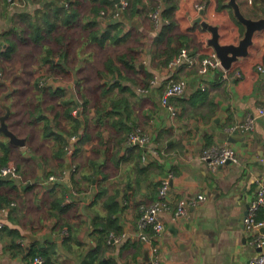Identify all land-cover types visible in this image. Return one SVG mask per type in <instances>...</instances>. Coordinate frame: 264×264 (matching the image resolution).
Instances as JSON below:
<instances>
[{"label": "crops", "instance_id": "obj_1", "mask_svg": "<svg viewBox=\"0 0 264 264\" xmlns=\"http://www.w3.org/2000/svg\"><path fill=\"white\" fill-rule=\"evenodd\" d=\"M156 1L162 6V0ZM57 2L0 0V51L7 53L9 50L8 41L15 31L18 32L15 26L19 18L25 38L31 41V25L43 22L50 12L48 8L55 7ZM76 2L78 0L63 3L69 8ZM227 2L219 7V0H177V25L171 34L174 39L169 42L167 37L164 42L157 43L162 24L157 26L153 21L150 2L145 1V7L139 9L141 12L126 24L121 41L113 45L122 49L119 57L125 56L127 65L119 57L118 60L113 58L121 75H112L108 74L105 61L107 73L101 74L105 81L100 104H93L89 99L78 101L72 96L76 102L73 112L83 121V129L80 137L75 140L69 137L63 144L57 135L66 137V131L72 127L64 116L67 105L63 103L72 99L66 92L77 80L49 81L44 84L43 91L37 92L42 99L36 101L33 116L39 127L41 144L34 145L26 131L20 132L12 126L11 118L17 116L20 80L3 74L10 57L0 54V125L1 116L6 113L5 105H9L10 128L27 139L23 146L10 144L9 137L0 131V156L3 155L1 143L5 142L11 146L7 165L16 164L23 175L20 183L16 180L0 187L10 197L16 194L9 206L0 209V219L3 225L21 231L24 246L36 242L48 247L54 243L57 264H87L99 245L101 252L107 246L100 241L103 239L96 222L101 226L107 214L105 201L117 196L122 209L115 216L122 232L111 233V242L103 257L111 264H151L152 245L158 247L162 264H248L261 251L254 243L258 231L247 230L244 218L259 182L264 180V117H258L250 130H235L234 127L264 105V71L259 70V65L264 66V30L256 32L249 55L234 63L233 68L243 71L242 77L224 78L217 70L203 77L196 68L186 66L174 71L166 69L170 58L166 51L168 42L171 47L181 44L178 35L187 36L186 45L197 55L204 56L214 50L207 43L210 31L195 22L202 10L205 11L204 19L220 26L222 43H238L245 28L233 16ZM238 2L247 16H264V0ZM197 3L203 4L204 9H198ZM116 14L109 18L102 10L94 18L91 11L84 15L91 17L85 29L95 20L97 29L106 32L113 18H117ZM75 23L62 27L70 28ZM86 41L91 40L87 38ZM60 64L71 73L78 70L69 68V63ZM154 77L157 82L152 83ZM181 77L187 79V88L181 96L171 99L176 109L172 114L162 104L161 97L169 79ZM121 85L130 87L132 92L123 91ZM112 87L111 92L104 93ZM143 87L147 91H141ZM49 88L54 97V109L43 103L47 96L44 92ZM59 88L64 89L63 95ZM112 98H118V102H122L120 110L127 109L129 113L110 115V107L103 109L104 103ZM87 101L85 108L83 103ZM97 107L102 108L103 113H99ZM49 121L51 136H47L45 128ZM129 125L134 126L128 130ZM136 127L153 137L149 147L128 143V134ZM213 145H230L239 156V162L229 161L212 171L201 155L205 148ZM68 146L72 147V154L68 153ZM131 147L141 148L142 154H138L139 148L134 154L135 148ZM14 151L20 152V158H14ZM140 157L148 170L138 182ZM51 175L60 178L50 180ZM169 177L171 189L167 196L171 207L160 213L165 229L161 233L146 231L151 241L141 239V209L158 198L162 181ZM14 183H19L18 189L13 187ZM101 188H104L103 193ZM198 193H205V199L197 201ZM57 197L63 198L65 212L51 211V202ZM184 197L191 201L188 212L175 218L178 202ZM6 243V238H0V263H22L9 251L4 252ZM92 264H98V260Z\"/></svg>", "mask_w": 264, "mask_h": 264}, {"label": "trees", "instance_id": "obj_2", "mask_svg": "<svg viewBox=\"0 0 264 264\" xmlns=\"http://www.w3.org/2000/svg\"><path fill=\"white\" fill-rule=\"evenodd\" d=\"M59 1V0H57ZM162 10H161V16H162V27L160 29V32L156 38L157 43H162L165 41L167 37H169V42L172 41L174 38L171 35L172 32L176 28V19H175V11L178 7L177 0H162ZM128 5L120 10V14L117 18H113L114 20L111 22L109 29L106 32H102L97 29L96 27V21L92 20V24L87 25L90 32L89 39L91 41H95L98 45L104 46L108 42L111 43V45H117L122 37L121 34L124 32V28L126 24L131 23L133 18L137 16L141 11L142 7H145L144 0H128ZM224 2V3H223ZM226 0H219V7H222V5L225 4ZM49 5H53V3H50ZM74 5V6H72ZM119 4L118 1L116 0H93V5L91 7L92 12L94 13L96 18L98 15L101 14L102 10L105 11V14H109L108 17H112L115 15L116 12H118L119 9ZM229 6V5H228ZM230 7V6H229ZM232 12L233 9L230 7ZM157 8H154V10ZM52 11V12H51ZM51 11L48 13V15L45 16L44 21L41 23H33L31 25V39L33 43L39 44L42 43L45 40V37L49 34L55 33L56 30L60 29L62 26H68L72 25L77 21L79 18V15L81 14L79 12V6L73 3L71 4V7H65L64 3L62 4H57L55 7H51ZM233 16L234 12H233ZM109 17V18H110ZM236 18V17H235ZM240 23V22H239ZM241 25L244 27V25L241 23ZM207 32L205 30L204 32V39H206ZM178 39L181 41V44L177 45L176 47H171L170 43L168 42V46L166 48V51H169L170 58L168 59L167 62H169L170 59H172L183 46H187L186 42L188 40L187 36L184 34L178 35ZM1 48V47H0ZM46 55L43 57V63H49L51 65L52 69H58L62 73H68L69 70L67 67H64L62 64H60L61 61H55L53 58V50L51 48H46ZM14 49H9L7 53L0 51L1 55L9 56V53H12L11 51ZM176 52V53H175ZM175 53L174 55H172ZM172 55V56H171ZM67 57V55H65ZM120 59L127 65L125 61V56H120ZM55 61V63H54ZM166 62V63H167ZM116 63L114 62L113 58H108L106 61V69L108 71V74H119L121 75V69L119 66L115 65ZM117 83V82H116ZM119 84V83H118ZM120 88L123 91H128L132 92V89L130 87H126L124 85H121ZM113 87L111 89H107L104 91V93H109L111 92ZM59 91L61 92V95L64 94V89L59 88ZM87 101L83 106L86 108L88 106ZM103 103V102H102ZM64 105H67V107L64 110V116L68 120H70L72 127L70 130L66 131V137L61 135H57V138L59 141L63 144L65 141L69 139V137H72L73 135H77L80 137V130L83 129L82 123L83 121L80 120L79 117H77L74 114V107L76 105L75 100L68 99L63 103ZM100 104V103H99ZM122 105V102H118V98H112V101H108L104 103L103 109L110 107L111 111L109 112L110 115H115L123 113H129L128 110L121 111L120 106ZM99 113H103V109L100 107H97ZM126 108V107H125ZM116 124V123H115ZM45 128L48 131L47 136H51L52 131L50 127V121L49 123L45 124ZM135 125V124H134ZM134 125H129L127 128L130 130L133 128ZM2 150H3V155L0 156V172L1 168L5 165H7L9 159H10V154H11V146H9L7 143L2 142ZM135 148L134 149V154H137L136 148L139 147H131ZM140 152L138 154H142L141 148ZM132 150V149H131ZM138 156V155H137ZM148 168L145 167L142 163V158L140 157V161L137 164V171L139 173V178L138 182L140 181V177H143L145 174H147ZM14 177H11V179H5L4 176H0V187L5 184V183H10V182H15L16 179L14 180ZM20 183V182H19ZM19 183L13 184V187L18 189L19 188ZM104 192V188H101V193ZM119 194V192H118ZM13 198L9 196V194L3 192L0 189V209L6 206H9L12 203ZM105 206L107 208V214L105 217L102 218V222L100 223L101 226H98V222H96L97 227H99V231L101 234V243H106L107 246L104 247V251L101 252L102 250L100 245L98 246V250L93 252L90 255V260L87 264H92L98 260V264H111V261L105 260L104 253L105 249L108 247L109 242H111V233H118L120 234L122 232V227L118 223V218L115 216L119 212L120 209H122V206L120 202L117 200V196H112L111 198H108L105 201ZM51 211L52 210H59L61 212H65L66 208L65 205H63V198H55L51 202ZM257 219L258 220H264V205L260 207L258 213H257ZM145 231H149L151 233L154 232V229L152 226H148ZM0 238L8 240V243L4 245V252L9 251L13 257H18L21 259L22 263H7V264H32V262L35 260L37 257H42L43 258V263L42 264H57L55 253H56V245L53 243L49 245L48 247H41L38 245V243H32L31 246L26 247L22 243V238L23 235L21 231L17 228H12L9 225H3V227L0 228ZM1 264V263H0ZM86 264V262L84 263Z\"/></svg>", "mask_w": 264, "mask_h": 264}, {"label": "rangeland", "instance_id": "obj_3", "mask_svg": "<svg viewBox=\"0 0 264 264\" xmlns=\"http://www.w3.org/2000/svg\"><path fill=\"white\" fill-rule=\"evenodd\" d=\"M64 1L67 0H59L57 4H62ZM145 1L150 2L151 11H154V8L159 6L156 0ZM66 4L68 5V2ZM77 5L83 16L77 19L76 25L70 28L62 27L56 30L55 33L47 35L43 41L44 43L35 44L32 39L30 41L25 38L26 34L22 30L20 18L15 26L18 32L15 31L11 35L12 38L8 41V48L14 50L11 51L12 53H9L10 59L7 60L9 64L8 67H5L3 74L17 81L20 80L18 82L20 93L17 116L15 115V117L11 118V123L16 130L20 132L26 131L30 136L31 143L37 146L41 142L38 140L39 127L36 124L37 122H34L35 118L33 115L36 108V101L42 99L38 96L37 92L43 91L44 84L49 81L55 83L60 78L63 81L71 79L74 82V80H77L73 88L67 89L66 96L68 98L74 96L78 101L89 99L93 104L99 103L101 100L100 95H102V89L104 87L103 81H105L101 75L106 72L104 67L105 61L109 57L118 60L119 54L122 52L121 48L110 45L109 42L101 46L91 41H86L87 38L89 39V30L87 27L85 29V25L90 23L91 20L89 19L91 17L86 18L84 15L92 11L93 0H78ZM47 6L49 5L47 4ZM48 9L51 11L50 8ZM46 48L53 50V58L55 61L69 63V68L74 69L76 67L78 70H73L74 72L72 73H62L57 68L52 69L49 63H43V57L47 51ZM0 72L2 73V71ZM44 93L47 94L45 97L46 101H43L44 105L46 107L48 106L47 108L54 109V97L51 95L50 88ZM14 158H20L19 151H14ZM13 165L17 167L16 164ZM17 181H23V175ZM11 197L16 199V194L12 193Z\"/></svg>", "mask_w": 264, "mask_h": 264}, {"label": "built area", "instance_id": "obj_4", "mask_svg": "<svg viewBox=\"0 0 264 264\" xmlns=\"http://www.w3.org/2000/svg\"><path fill=\"white\" fill-rule=\"evenodd\" d=\"M128 0H121L119 4L120 9H124L128 5ZM196 7L198 9H204V5L197 3ZM162 6L159 4L157 9L151 13V18L153 21L160 26L162 24L161 16ZM120 11L117 12L116 17H118ZM180 66H186L188 68H196L199 75L206 77L211 71H220L222 77L224 78H239L242 77L243 71L239 68L230 69L224 68L222 62L215 50L211 51L209 54L200 56L191 51L188 46H183L180 51L169 60L166 65V69L169 68L171 71L177 69ZM259 70L264 71V66L259 65ZM2 73L0 72V77ZM152 83L157 82V77L151 81ZM187 88V79L181 77L180 79H169L166 85L161 101L164 106H166L172 114L176 113L174 104L171 102L172 98L181 96ZM141 91H147V89L140 88ZM258 117H264V105L259 106L256 113L248 116L247 120L243 123L238 124L234 127L235 130L247 131L255 127ZM77 139V135L72 136V140ZM128 143L133 146L149 147L153 143V137L151 134L141 127H136L131 130L128 134ZM67 151L69 154L73 153L72 147L68 146ZM202 159L206 160L212 171H216L220 166L226 164L227 162H239V156L236 151L230 145H213L211 147L205 148L202 151ZM11 175L16 180L22 178L19 173L18 168L13 164L5 165L1 168L0 176ZM60 178L58 175H51L50 180H55ZM170 177L162 181L160 187V192L158 198L149 205H145L141 209V215L139 218V226L141 228L140 238L146 241H151V236L145 231L148 226H152L155 233H161L165 229L164 222L160 218V213L168 210L171 207V200L167 196L170 191ZM206 197L205 193H198L197 201L204 200ZM191 203L188 198H182L178 202L176 211L174 212L175 218H179L186 215L188 212V205ZM264 205V180L260 181L254 197L249 206V210L244 218V226L249 231H258L255 234L254 243L261 251L255 255L248 264H264V220L257 219V213L261 206ZM4 222L0 219V228L3 227ZM153 258L151 264H162L161 256L159 255V250L157 246L152 245ZM42 257H37L33 264H42Z\"/></svg>", "mask_w": 264, "mask_h": 264}, {"label": "water", "instance_id": "obj_5", "mask_svg": "<svg viewBox=\"0 0 264 264\" xmlns=\"http://www.w3.org/2000/svg\"><path fill=\"white\" fill-rule=\"evenodd\" d=\"M116 1L120 2L121 0ZM227 3L230 7H232L236 19L242 23L245 28L244 34L239 39L238 43H222L220 26L204 19V10L201 11V15L195 20V22L201 23L205 29L210 31L211 35L207 38L208 45L212 46L216 51L224 68L230 69L241 57L249 55L250 47L254 44L256 32L264 30V16L259 18L247 16L242 11L238 0H228ZM5 108L6 113L1 116L0 131L4 132L9 137L8 142L10 144H19L21 146L25 145L27 139L17 135L9 126L8 118L11 114V107L9 105H5ZM10 177L11 175L5 176V178Z\"/></svg>", "mask_w": 264, "mask_h": 264}]
</instances>
